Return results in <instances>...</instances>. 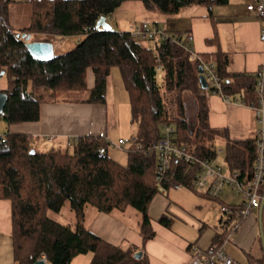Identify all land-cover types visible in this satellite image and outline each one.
Returning <instances> with one entry per match:
<instances>
[{
  "label": "trees",
  "instance_id": "1",
  "mask_svg": "<svg viewBox=\"0 0 264 264\" xmlns=\"http://www.w3.org/2000/svg\"><path fill=\"white\" fill-rule=\"evenodd\" d=\"M11 1L0 0V72L6 76V86L0 89L6 94L2 112L5 141L0 142V198L10 202L13 261L31 264L44 254L47 264H71L74 256L90 252L88 264H148L145 253L135 258L130 248L112 244L89 230L84 223L86 206L101 213L134 208L140 213L139 233L146 241L154 235L148 215L154 194L159 188L166 193L170 186L195 191L193 181L199 168L197 164L172 159L157 182L154 145L162 125H172L176 141L197 156L214 155L215 140L223 139L228 168L238 169L243 176L253 166L256 136L233 140L224 129L209 127L203 92H212V87L208 83L206 88L201 87L198 67L204 73L205 64L210 62L194 58L190 45L184 47L170 36L151 48L132 36L129 29L95 26L102 16L107 22L124 0H31L30 23L19 31H14L9 22ZM132 1L146 10L157 9L169 15L184 6H204L213 28V36L205 42L216 46L212 60L221 93L238 102L256 100L255 73L227 71V55L219 48L212 6L226 4L227 0ZM16 33L30 34V40L32 35H43L42 39H34L40 41H50L55 36L78 39L68 51L41 61L27 51L24 39ZM113 67L118 69L127 92L134 130L130 145L125 148L126 164L107 153L113 141L105 135L71 138L67 147L72 146V152H68L67 147L59 146L37 150L28 133L9 130L14 124L37 121L40 104L57 100L58 96L75 102H104L107 77ZM89 70L93 74L91 87L87 86ZM239 89L245 99L235 95ZM40 90L51 96L44 99ZM185 93L192 94L195 104L196 125L192 133ZM65 203L73 212L72 225L49 216V212H59ZM157 221L169 226L172 217L163 212ZM261 224L264 233V204ZM226 235L225 231H216L212 243L222 244ZM257 239L261 253L254 256L245 252L247 264H264V250L259 236Z\"/></svg>",
  "mask_w": 264,
  "mask_h": 264
},
{
  "label": "crops",
  "instance_id": "2",
  "mask_svg": "<svg viewBox=\"0 0 264 264\" xmlns=\"http://www.w3.org/2000/svg\"><path fill=\"white\" fill-rule=\"evenodd\" d=\"M248 1L227 0L226 4L212 6L219 48L228 58L226 70L232 73L254 74L264 62V43L259 39V31L264 20L255 11L246 9ZM140 7V17L148 20L142 22L161 27L172 36H180L186 47L187 44L191 46V55L194 58L205 63L213 62L216 46L205 42L206 38L213 36L212 25L206 16L207 11L205 14L200 8L188 5L169 15L157 9L146 10L142 5ZM30 15L31 0L11 1L9 22L14 31L27 27ZM132 25L133 23H129L126 30ZM188 33L192 35L191 41L187 39ZM59 39V36H55L49 41L52 43L53 52L55 45L57 47L60 45ZM110 74L111 70L107 77L104 102H75L60 97L57 100L44 101L40 104L37 121L14 124L9 130L28 133L34 146L42 150L57 146L65 148L71 138L82 134L105 135L107 139L113 141L110 146L112 149L120 146L115 144V140L129 138L125 142L128 147L130 145L128 134L131 131L132 138L134 130L128 124L126 126L127 92L119 71L117 75L114 74V82L109 79ZM92 84L93 74L89 70L87 86L91 87ZM203 94L210 128L224 129L227 136L233 140L256 136L257 132L253 134L252 127V117H255V113L248 105L250 102L226 99L223 94L213 93L208 89ZM235 95L245 99L242 89ZM124 112L125 116L122 117ZM48 137L51 139H47ZM195 192L197 191H194V194ZM192 201L191 207L184 208L176 201L168 199L161 213L166 212L172 217L170 225L164 226L157 219H151L154 235L145 242L140 233L126 226L124 211H111L103 213V216L98 214L99 216H95L91 221V229H88L112 244L120 245L126 240L136 248H142L148 264H187L194 254L190 247L196 245L201 250L205 249L212 244L217 231L208 220V212L203 210V206L196 205L202 204L201 197ZM193 209L196 211H190ZM234 234L236 235L233 237ZM257 236L258 224L244 218L238 230L231 235L230 241L224 243V248L236 264H247L245 252L248 251L254 256L261 253Z\"/></svg>",
  "mask_w": 264,
  "mask_h": 264
},
{
  "label": "built area",
  "instance_id": "3",
  "mask_svg": "<svg viewBox=\"0 0 264 264\" xmlns=\"http://www.w3.org/2000/svg\"><path fill=\"white\" fill-rule=\"evenodd\" d=\"M247 10L255 11L264 20V0H249L246 4ZM129 33L134 37L153 39H166L172 35L168 34L163 28L150 25L146 22L133 24L129 28ZM192 35L188 33L187 39L191 41ZM259 39L264 43V24L259 31ZM172 41L177 42L185 47L178 36H172ZM204 76L213 93H221L220 81L213 62L204 66ZM255 90L257 98L248 105L253 109L255 118L260 124V129L256 134L255 158L252 169L248 175H241L238 169H228L223 172L222 167L213 165L211 160L215 159L219 150L212 156H197L191 153L187 146L179 143L175 139V129L172 125H162L160 135L154 145L156 150L157 167L155 178L159 183L163 178L172 159L184 161L187 164H197L198 172L194 180V186L203 195L212 198H218L219 193L225 185L241 197V200L234 204L220 202L221 227L227 233L222 244H210L201 250L196 245L190 247L194 253L187 264H236L233 257L229 255L224 243L230 241V237L241 225V219L246 218L253 209H259L264 204V62L256 69ZM222 94V93H221ZM226 99L227 96L224 95ZM47 139H51L48 137ZM5 141V135L0 134V142ZM127 139L119 138L117 144H123ZM45 259V255L41 254Z\"/></svg>",
  "mask_w": 264,
  "mask_h": 264
},
{
  "label": "rangeland",
  "instance_id": "4",
  "mask_svg": "<svg viewBox=\"0 0 264 264\" xmlns=\"http://www.w3.org/2000/svg\"><path fill=\"white\" fill-rule=\"evenodd\" d=\"M139 6V7H138ZM141 4L137 1L132 0H124L107 18L109 25L112 29L115 30H126V27L129 23L138 24L142 21H148L144 17H140L139 8ZM197 8H200L205 14H206V8L204 6H198L193 5ZM148 23V22H147ZM59 47L55 45L54 47V53L60 54L68 51L72 47H74V44L76 43L78 37H67V36H59ZM44 38L43 35H32L31 39H42ZM52 39V38H51ZM138 40L145 46H149L151 48L154 47L155 42H158L160 39L159 37L156 38L155 42L153 39H146V38H138ZM118 69L116 67L111 68V74L109 79H111V82H114L115 75H117ZM159 80L161 78L160 74H158ZM113 80V81H112ZM6 86V76L4 74H0V89L4 88ZM39 94L41 97L49 98L50 93L46 90H40ZM185 100H186V115H187V121H188V128L191 130V133L194 130V127L196 125V119H195V104L192 94L185 93ZM38 97V96H36ZM63 97V96H58ZM125 116L122 115V117ZM127 124L131 126L130 122V113H129V105L126 103V126ZM252 127H253V134L256 133L260 129V124L257 122L255 117H252ZM129 128V127H128ZM132 128V127H131ZM127 129V128H125ZM6 130V123L0 115V134H3V132ZM133 131V130H132ZM131 133V131H130ZM130 133L128 134V137L131 138ZM252 134V135H253ZM129 139V138H126ZM117 141V140H115ZM215 148L216 152L219 150L218 154L216 155L215 159L211 160V163L213 165H219L222 167V171L226 172L228 171V165L225 159V143L223 139H216L215 142ZM35 145V144H34ZM127 147V143H123L119 147H114L113 149L111 147L108 148L107 153L116 159L121 164H126L127 162V155L125 153V148ZM37 150H42V148L36 147ZM68 152H72V146H68L66 148ZM194 191L187 187H180V186H170L168 188V191L166 193L162 192V188H159V190L154 194L151 201L149 202L148 206V215L151 219H157V217L160 215V213L163 211L168 199L172 201H176L184 208L191 207L193 203V199H200L201 197V203L202 204H196L203 206V210L208 212V220L215 229L218 232H222L223 229L221 227V222L223 221V218H221V212H220V202H225L229 204L237 203L241 200V197L238 194H235L231 188L228 185H225L222 191L219 193V196L217 199L211 198L207 195H203L194 187ZM166 194L168 196H166ZM205 205V207H204ZM207 205V206H206ZM190 211H196V210H190ZM257 208L253 209L251 213L246 217L248 220H253L255 224H257ZM85 226L89 229H91V221L95 218V216H103L101 212L96 211L91 206H86L85 209ZM126 213V214H125ZM124 222L126 223V226L130 229L135 230L139 233L140 230V221L141 216L140 213L135 210L132 207H129L126 211H124ZM49 216L63 224H70L72 225L74 223V216L73 212L69 209V206L67 203H65L62 207V209L59 212H49ZM138 222V223H137ZM236 234L233 235V237ZM145 242V241H144ZM258 243V239H257ZM122 247H128L133 252L142 251V248H136L132 243H128L126 240L122 241L120 243ZM12 248H11V239H10V202L8 199L0 198V264H16L13 261L12 258ZM91 253H83L78 254L73 257L71 264H88L90 261Z\"/></svg>",
  "mask_w": 264,
  "mask_h": 264
},
{
  "label": "water",
  "instance_id": "5",
  "mask_svg": "<svg viewBox=\"0 0 264 264\" xmlns=\"http://www.w3.org/2000/svg\"><path fill=\"white\" fill-rule=\"evenodd\" d=\"M96 27H101L103 29L110 28L109 23L106 22L105 17H100L96 24ZM17 36L21 37L25 41V46L27 51L36 59L45 61L50 60L54 56L52 43L49 41H40V40H30V34L25 33H16ZM3 72H0L2 74ZM198 73H199V82L201 84L202 88H206L207 82L205 79V76L203 75V69L202 67H198ZM6 101V94L2 91H0V115H2L3 107ZM33 152V150H31ZM263 205H260L258 212H257V224H258V235L261 241L262 248L264 250V233L262 230V224H261V209ZM142 255V251L135 252L133 256L135 258H140ZM31 264H47L46 260L43 258H38L35 261H33Z\"/></svg>",
  "mask_w": 264,
  "mask_h": 264
},
{
  "label": "clouds",
  "instance_id": "6",
  "mask_svg": "<svg viewBox=\"0 0 264 264\" xmlns=\"http://www.w3.org/2000/svg\"><path fill=\"white\" fill-rule=\"evenodd\" d=\"M41 258V257H40Z\"/></svg>",
  "mask_w": 264,
  "mask_h": 264
}]
</instances>
